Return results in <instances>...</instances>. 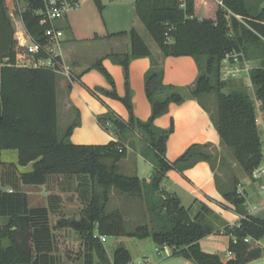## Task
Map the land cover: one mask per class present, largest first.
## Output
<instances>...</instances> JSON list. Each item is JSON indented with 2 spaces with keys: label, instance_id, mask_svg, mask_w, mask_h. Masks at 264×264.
Returning a JSON list of instances; mask_svg holds the SVG:
<instances>
[{
  "label": "trees",
  "instance_id": "1",
  "mask_svg": "<svg viewBox=\"0 0 264 264\" xmlns=\"http://www.w3.org/2000/svg\"><path fill=\"white\" fill-rule=\"evenodd\" d=\"M18 1L24 3L20 15L25 30L33 39L45 44V30L49 25L41 24V15L36 13L44 9V2ZM96 2L102 6L100 0ZM223 2L225 7L218 6L216 18L207 19L196 15V0H136L137 15L162 55L191 56L200 74L193 86H177L164 82L162 69L151 68L145 76V92L152 111L147 120H141L134 113L129 67L132 60L151 56V49L134 28L130 32L109 34V37L128 35L130 38L126 53L110 55L124 69L126 93L117 94L114 78L102 60L89 69L100 71L112 88L95 87L90 91L120 100L129 118L124 120L107 110L98 117V122L113 133L115 139L104 145H76L69 137L78 122L71 124L62 136L58 134L56 86L59 73L47 67L18 65L14 29L7 16L5 0H0V264L131 262L129 249L121 244L110 257L102 236L106 239L152 238L158 248L167 245L172 248V256L195 264H248L264 256V248L258 243L264 237V218L249 213L238 181L223 193L234 211L242 216L235 226L202 202L197 203V212L192 213V206L185 207L179 197L164 187L167 173L172 169L183 173L202 160L209 161L215 169L208 144H193L170 161L166 151L167 140L174 129L173 121L168 129L155 124L172 103L200 99L204 94H216L217 109L212 118L220 145L232 149L248 175L262 161L263 138L256 103L264 116V8L254 10L250 0ZM167 36L171 37L170 41ZM234 51L242 52L253 65L249 72L250 86L243 80L222 77V61L227 53ZM39 55L47 57L43 52ZM55 60L58 66L62 64L60 57ZM133 141L142 145L143 155L154 165L149 181L116 171L128 150L136 149ZM3 150H18L17 163L3 162ZM107 160L113 164L107 166ZM30 163L31 171H20V166ZM57 176L62 178L60 184L77 185V197L83 204L82 216L89 221L80 230L82 250L78 260L65 261L58 252L56 230L69 227L71 221L64 218L51 224V216L64 211L62 197L51 193L47 196V205L30 207L28 194L22 189L23 186H46L56 182ZM113 188L133 201L144 202L147 218L129 227L120 208L109 210ZM219 232L230 237L228 249L232 257L228 259L201 247L204 237Z\"/></svg>",
  "mask_w": 264,
  "mask_h": 264
},
{
  "label": "crops",
  "instance_id": "2",
  "mask_svg": "<svg viewBox=\"0 0 264 264\" xmlns=\"http://www.w3.org/2000/svg\"><path fill=\"white\" fill-rule=\"evenodd\" d=\"M82 1L83 6L80 9L68 12L63 19L57 22V26L64 31L58 55L62 64L69 69L71 74L68 76L65 73H59L57 76L58 128L60 123H62L64 133L71 124L78 122L69 137L73 144L104 145L115 139V137L113 133L101 127L98 117L110 109L122 119L128 120L129 112L120 100L101 93L95 95L90 91V89L95 87L111 90L112 86L100 71L95 68H89L97 61L102 60L103 65L114 78L117 94L124 96L126 93L124 69L110 55L113 53H126L130 48V38L128 35L109 37V34L119 31L128 32L129 29H127L128 27L114 29L123 23H120L119 20L112 18L108 22L103 18V22H101L98 18L95 23L89 24L87 33H84L85 35L80 33L79 25L84 19H87L86 15H88L84 9L86 0ZM100 2L104 6L103 15L106 11V6L103 0H100ZM17 3L21 2L17 0ZM197 4L198 0H196V15H198ZM250 5L254 10H259L264 8V1L250 0ZM133 7L135 14L130 18V25L143 37L142 28L144 24L137 15L135 5ZM6 9L8 19L14 29V48L17 52L16 58L19 65L20 57L24 51V48L20 45L19 38L26 30L20 15L21 9L19 12L7 7ZM125 24L127 23L125 22ZM150 49L151 56L132 60L129 67L134 113L141 120H147L151 116L152 111L145 92V76L151 68L162 69L164 82L177 86H193L200 74L199 66L193 57H164L159 47L155 50L151 47ZM214 112L208 107L205 108L198 98L187 99L182 104L172 103L168 112L156 119L155 124L162 129H168L173 121L174 129L167 140L166 151V156L170 161L176 160L193 144H208L210 150L221 146L220 136L212 118ZM141 148L142 145H138L136 149H129L128 151L135 153V157L131 160V158H128L127 153V156L122 161L127 165H134L136 172H138L140 166L144 167L146 163H149L151 165V173L149 177L145 178L149 181L154 172V165L143 155ZM5 154L10 157L5 159ZM18 157V150L1 151V160L3 162L17 163ZM19 168L22 172L31 171L32 163ZM216 171L211 163L206 160L197 162L192 167L185 169L183 173L172 169L167 173L164 187L166 191L179 197L185 207L192 206V213L197 212V203L202 202L219 214L227 223H238L240 215L234 211L233 206L223 196V193L231 187V184L223 174H221V177ZM55 179L57 180L56 182L54 181L46 186L22 187L28 194L30 207L47 205V196L51 193H56L63 199L64 211L62 214L51 216V224L55 225L64 218L78 220L77 214H75L76 208L66 203L70 201L69 203L74 205L72 201L76 199L74 196H77V185L73 184L68 187L60 184L61 177L57 176ZM239 186H241L240 183L238 188L246 196L249 213L253 216L264 218V200L258 189L253 187V194L249 196L246 187L244 186V190H240ZM81 207L82 205H79V211L82 209ZM129 238L135 249L134 255L142 259L141 261L139 258L136 264H195L192 261L172 256L171 254L163 256V252H157V257L152 255V251H157L158 248L152 238H136V241L132 240V237ZM116 239L117 243L122 242L119 238ZM148 239H150V242ZM229 239L230 237L224 233H213L204 237L200 244L203 250L207 252L224 253L230 258L232 253L228 249ZM258 243L264 248V237ZM118 245L119 243L116 246ZM114 249L110 251L107 248L110 257H112ZM129 251L131 253L130 249ZM135 261L132 256L130 264L135 263ZM253 262L264 264V256Z\"/></svg>",
  "mask_w": 264,
  "mask_h": 264
},
{
  "label": "rangeland",
  "instance_id": "3",
  "mask_svg": "<svg viewBox=\"0 0 264 264\" xmlns=\"http://www.w3.org/2000/svg\"><path fill=\"white\" fill-rule=\"evenodd\" d=\"M136 0H103L104 5L106 6V11L102 15V10L104 9V6L102 4L101 7L97 4L96 0H86L84 4V9L86 10L87 14V19L83 20V22L79 25V32L80 33H87L89 24L95 23V20L100 19L101 22H103V18L107 20L108 22L113 19L119 20V22H123L119 24V26L115 27L116 28H125L128 27L127 29L128 32L131 31L132 26L130 25V18L131 16L133 17L135 14V10L133 5H135ZM264 1V0H263ZM5 6L8 9H13L15 12H19L20 9H23L24 3H17V0H5ZM218 3L215 0H198L197 4V16L199 18H207V19H215L216 18V11L218 9ZM130 11V13H129ZM116 18H114V17ZM88 20V21H87ZM125 22L127 24H125ZM123 24V25H122ZM144 24V23H143ZM143 30V31H142ZM142 35L143 39L145 42L149 45V47L153 48L154 50L158 48L157 43L154 41V39L151 37L149 32L146 29V26L142 28ZM85 35V34H84ZM22 49V48H20ZM250 66L253 67V65L250 63ZM222 77L224 79H229L231 77L225 76L222 73ZM236 80H243L250 86L249 79L246 77L245 74H242L240 77L235 78ZM228 92V89L226 90ZM251 95L254 97L253 92L251 91ZM200 101L207 105L208 109L211 111H216L217 109V98L215 92L204 94L200 96ZM257 107H258V123H259V128H260V133L262 138H264V116L262 111L260 110L259 103L257 102ZM62 123H60L59 128H58V134L59 136H62L63 134V129H62ZM136 144L137 142L133 141V145ZM138 146V145H137ZM209 152V151H208ZM211 152V162L215 169L217 170V174L222 177L221 174H223L227 179L228 182L232 184L235 181H238V184L240 183L241 186L240 190H244L243 187L245 186L249 196H252L253 194V187H256L254 182L250 179V175H248L246 172L243 171L242 167L240 164L237 162V160L234 157L233 151L230 148H227L225 146H220L219 148H215L210 151ZM134 152L128 151V158L131 160L135 157ZM150 157L149 155H147ZM10 156H7L5 154V159H8ZM147 158V157H146ZM148 159V158H147ZM105 164L107 166H111L113 164V161L107 160L105 161ZM151 165L149 163H146L144 167L140 166L138 172H136V168L134 165H127L124 163L122 160L117 164V172L120 174L128 175V176H139L142 179H145L149 177L151 173ZM220 178V177H219ZM218 179V176H217ZM242 183V184H241ZM257 188V187H256ZM242 192V191H241ZM76 199L72 201L74 203L70 204L68 201L69 205H72V207L76 208L75 214H77V219H80L82 217V209L79 211V205H82V202L79 200L77 196H74ZM82 208V207H81ZM114 208H120L127 221L129 222V227H132L138 222H141L145 218H147L148 213L146 209V205L144 202L140 201H133L132 198H127L125 195L119 193L117 190L114 188L111 189L110 191V201L108 203V209H114ZM95 233H98V230L95 228ZM57 239H58V245H59V253L61 254V257L65 261H70L71 259L73 260H78L80 257V253L82 250L81 246V233L80 231H76L72 228L65 227V228H58L57 229ZM115 237H108L107 241L104 242L105 246L112 251L114 248H116L117 244L123 245L131 250L133 258L136 260L135 263H137V260L140 258L136 255L135 249L133 244L130 241L129 237H121L119 240L122 242H116ZM132 240H137L136 238H133ZM134 241V242H135ZM150 242V239H148ZM152 242V241H151ZM165 252H163V256H165ZM152 255L157 257V251H152ZM221 256L226 259L229 258L226 256V254L222 253ZM141 259V258H140ZM142 261V259H141ZM248 264H261L260 262H250Z\"/></svg>",
  "mask_w": 264,
  "mask_h": 264
},
{
  "label": "built area",
  "instance_id": "4",
  "mask_svg": "<svg viewBox=\"0 0 264 264\" xmlns=\"http://www.w3.org/2000/svg\"><path fill=\"white\" fill-rule=\"evenodd\" d=\"M44 2V9L38 10L36 13L41 15V24H48L49 26L45 30L46 43L36 41L30 36L27 31L19 38L20 45L24 48L23 55L20 57L19 65L33 66V67H47L52 68L57 73H65L70 76L69 69L60 64L57 65L55 58L59 57L58 52L61 48V41L64 37V31L57 26V22L65 17V15L72 11L80 9L83 6L82 0H42ZM219 6L225 7L223 0H215ZM167 40H171L170 36H167ZM45 53L47 57L39 54ZM39 55V56H38ZM250 63L246 60L242 52H230L226 54V57L222 61V73L225 76L231 78H238L242 74H245L249 79V72L251 70ZM250 82V80H249ZM251 85V83H250ZM262 161L251 172L250 179L256 185L259 194L264 200V138L262 146ZM121 151V149H120ZM242 216H240V219ZM240 222V221H239ZM238 223H231V226L239 225ZM223 233V232H221ZM101 240L105 242L107 239L101 237ZM248 240V239H247ZM158 253L165 252L171 254L172 248L165 245L162 248H157ZM130 264V263H129Z\"/></svg>",
  "mask_w": 264,
  "mask_h": 264
},
{
  "label": "water",
  "instance_id": "5",
  "mask_svg": "<svg viewBox=\"0 0 264 264\" xmlns=\"http://www.w3.org/2000/svg\"><path fill=\"white\" fill-rule=\"evenodd\" d=\"M1 120V117H0ZM89 221L85 216H82L78 220H71L70 221V227L73 228L76 231H80L84 229L88 225Z\"/></svg>",
  "mask_w": 264,
  "mask_h": 264
}]
</instances>
